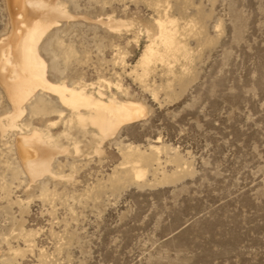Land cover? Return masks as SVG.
<instances>
[{
    "label": "rangeland",
    "instance_id": "obj_1",
    "mask_svg": "<svg viewBox=\"0 0 264 264\" xmlns=\"http://www.w3.org/2000/svg\"><path fill=\"white\" fill-rule=\"evenodd\" d=\"M59 2L72 19L40 42L47 79L106 80L104 93L146 115L95 153L78 137L80 153L68 145L72 156L52 164L63 179L31 182L14 132L0 136V264H264V0ZM9 12L0 0V41ZM162 14L174 15L187 56L140 77L144 30ZM110 15L133 28L108 31L97 21ZM9 103L0 86V118ZM26 112L29 127L56 120ZM134 152L145 161L126 156Z\"/></svg>",
    "mask_w": 264,
    "mask_h": 264
},
{
    "label": "bare ground",
    "instance_id": "obj_2",
    "mask_svg": "<svg viewBox=\"0 0 264 264\" xmlns=\"http://www.w3.org/2000/svg\"><path fill=\"white\" fill-rule=\"evenodd\" d=\"M7 2L12 30L6 40L0 41V86L7 95L12 113L9 115L7 112V117L0 118V136L5 137L8 132H14V152L21 170L31 182L43 177L63 179V175H57L52 169L56 155L70 154L68 145L72 147L71 152L78 155V137L87 140L86 144L94 143L93 151L98 152L100 145L112 139L121 127L143 118L146 109L138 101L104 93L102 86L109 87L106 80L72 84L48 80L47 63L39 53L40 42L58 24L59 19H70L72 16L64 10L65 6L63 8L64 4H60L59 0ZM172 16L162 14V17L153 18V29L148 27L144 30L146 44L136 62L140 77L145 76L156 62L168 65L170 60L186 55L184 45L177 39L178 26ZM97 22L114 33L129 26L133 28L131 22L132 25L122 19L116 20L111 15L105 21L99 19ZM45 102L52 107L48 104L47 107ZM25 111L30 116L37 113L53 114L56 120L47 121L43 129L29 127L19 121ZM63 112L67 113L65 120ZM58 122H62V127L52 132L50 129L56 127ZM62 140L67 143L66 146L61 143ZM151 149L157 153V147ZM126 156L133 157L134 163L146 159L138 152ZM130 172L136 180L144 177V171L138 166H131Z\"/></svg>",
    "mask_w": 264,
    "mask_h": 264
}]
</instances>
